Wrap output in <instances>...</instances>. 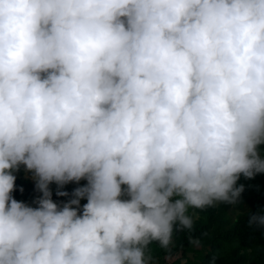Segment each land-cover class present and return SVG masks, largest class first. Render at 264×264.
Here are the masks:
<instances>
[{
  "label": "clouds",
  "instance_id": "9594fccd",
  "mask_svg": "<svg viewBox=\"0 0 264 264\" xmlns=\"http://www.w3.org/2000/svg\"><path fill=\"white\" fill-rule=\"evenodd\" d=\"M262 145L264 0H0V264H154Z\"/></svg>",
  "mask_w": 264,
  "mask_h": 264
},
{
  "label": "trees",
  "instance_id": "16d2710c",
  "mask_svg": "<svg viewBox=\"0 0 264 264\" xmlns=\"http://www.w3.org/2000/svg\"><path fill=\"white\" fill-rule=\"evenodd\" d=\"M261 155L264 156V145L261 146ZM17 171V170H16ZM13 172L16 177L13 198L27 204L36 200L41 193L35 187V181L29 177ZM86 180L69 182L63 187L55 183L49 185L52 199L58 205L72 199L73 190L86 184ZM243 184L244 190L240 194L239 202H244L246 210L242 211L229 222L225 216L226 205L218 203L214 207L204 209H190L193 217V230L174 233V244L171 254L161 249L157 242L149 246L153 261H158L165 254L174 255L178 250L183 253L193 252L191 259L185 258L181 264H207L212 251L219 254L217 264H264V228H256L254 231L247 227L249 213L264 209V173H258L252 178L243 175L237 181V185ZM58 191L67 192V196L57 195ZM37 206V204L35 203ZM199 240V244L190 242ZM197 248H192V246ZM164 264H178L177 257Z\"/></svg>",
  "mask_w": 264,
  "mask_h": 264
},
{
  "label": "rangeland",
  "instance_id": "374dc122",
  "mask_svg": "<svg viewBox=\"0 0 264 264\" xmlns=\"http://www.w3.org/2000/svg\"><path fill=\"white\" fill-rule=\"evenodd\" d=\"M19 172L21 175L29 177L30 179H32L33 181H35L33 179V175L30 171H26L24 166L21 165L20 168L16 171ZM35 201V200H34ZM34 201H30L27 203V205L32 206V207H36L35 202ZM86 199L85 198H81L80 200V205L82 208V205L84 203H86ZM62 206V204H60ZM73 207H76L75 205H73ZM246 210V206L244 204V202H238L236 205H226V210H225V216L228 218V221L231 222L234 217L236 216V214L245 211ZM192 248H197L196 246H192ZM193 256V252L187 251L185 253H183V255L180 253V250H178L174 255H168L165 254L164 256H162L158 261L154 262V264H164V263H168L170 261H172L174 258L177 257L178 259V264H181L182 262H184L185 258L191 259Z\"/></svg>",
  "mask_w": 264,
  "mask_h": 264
}]
</instances>
